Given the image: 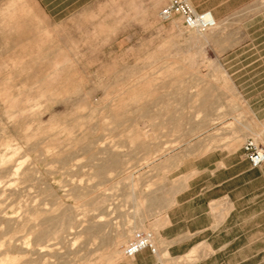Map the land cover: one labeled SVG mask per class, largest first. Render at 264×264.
<instances>
[{"label":"rangeland","instance_id":"374dc122","mask_svg":"<svg viewBox=\"0 0 264 264\" xmlns=\"http://www.w3.org/2000/svg\"><path fill=\"white\" fill-rule=\"evenodd\" d=\"M108 2L0 0V264L125 258L134 230L152 231L148 202L168 194L166 159L240 146L244 94H264L258 83L236 85L225 55L212 53L214 41L232 45L219 23L187 32L177 17L160 20V0ZM262 9L264 0H255L241 15ZM255 25L254 37L236 38L257 47L232 56L243 65L264 62ZM235 75L256 79L264 71ZM249 135L264 144L255 127ZM39 228L47 234L38 237ZM211 253L201 245L162 264H250L241 261L244 249L203 260Z\"/></svg>","mask_w":264,"mask_h":264},{"label":"crops","instance_id":"0c3cea01","mask_svg":"<svg viewBox=\"0 0 264 264\" xmlns=\"http://www.w3.org/2000/svg\"><path fill=\"white\" fill-rule=\"evenodd\" d=\"M160 1L164 6L167 0ZM187 1L197 11L210 10L219 27L227 28L226 37L232 41L230 48L221 47L218 41L210 43V46L212 53L225 55L221 57L223 64L235 84L264 85V76L243 79L235 75L243 68L264 71V62L252 61L243 65L232 58L244 51H257L254 45L237 44L236 38L239 32L241 36L254 37L258 33L255 29L258 22L261 24L260 36L264 38V9L260 13L241 15L255 0ZM71 3L52 2L56 5ZM124 3V0H117V4ZM232 22L241 23L240 31L232 28ZM244 96L249 108L241 124L245 139L252 137L249 134L253 133L254 127L264 135V94L254 99L246 93ZM258 143L264 147L263 143ZM164 166L169 171L168 194L164 197L155 194L143 210L148 216L144 222H148L146 225L154 232L161 255L143 250L114 264H162L163 260L170 262L173 257L188 256L201 245L212 251L203 260L217 255L221 260L225 254L240 253L243 249L248 255L241 261L253 264L264 260V257L260 260L254 258V255H262L264 249L257 250L255 254L250 250L254 245H264V162L252 167L241 144L232 149L223 146L181 161L172 156L166 159ZM140 204L138 201L132 204L135 214L140 213ZM151 205L156 206L151 209Z\"/></svg>","mask_w":264,"mask_h":264},{"label":"built area","instance_id":"2783aa9c","mask_svg":"<svg viewBox=\"0 0 264 264\" xmlns=\"http://www.w3.org/2000/svg\"><path fill=\"white\" fill-rule=\"evenodd\" d=\"M161 21L175 17L180 19L181 26L187 32L204 33L215 29L217 19L210 10L197 11L187 0H167L158 12ZM242 150L252 167L264 162V147L253 137H248L242 143ZM148 250L158 253V247L153 231L136 229L122 248L125 257H134L137 253Z\"/></svg>","mask_w":264,"mask_h":264},{"label":"bare ground","instance_id":"6f19581e","mask_svg":"<svg viewBox=\"0 0 264 264\" xmlns=\"http://www.w3.org/2000/svg\"><path fill=\"white\" fill-rule=\"evenodd\" d=\"M47 229L45 228H39L37 230V233H38V237H43L44 235L47 234ZM40 252H44L45 249H43V247H41V249L39 250ZM123 253V252H122ZM44 256H53L51 253H45Z\"/></svg>","mask_w":264,"mask_h":264}]
</instances>
